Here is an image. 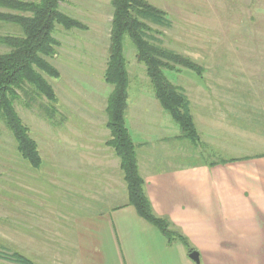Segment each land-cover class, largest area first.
<instances>
[{
  "label": "rangeland",
  "instance_id": "rangeland-1",
  "mask_svg": "<svg viewBox=\"0 0 264 264\" xmlns=\"http://www.w3.org/2000/svg\"><path fill=\"white\" fill-rule=\"evenodd\" d=\"M148 1L165 12L168 23L147 20L154 30L151 35L160 40L156 42L190 56L205 68L202 77L183 66H178L180 71L165 70L189 96L201 141L188 137L155 141L153 130L180 127L161 107L127 37V126L139 147L138 156L142 146H156L158 159L153 168L163 169L174 163L194 164L264 152V0ZM60 8L82 20L88 29L67 30L57 25V55L49 58L61 72L60 78L50 79L59 96L55 110L31 87L20 91L15 100L31 136L39 144L43 156L40 167L31 166L20 156L14 136L1 122L0 249L9 253L21 252V246L26 247L24 239L36 247L41 242L57 245L74 241L87 233L88 225L97 223L96 213L101 208L106 210V203L113 206L128 196L120 159L112 148L108 149L113 161L105 160L96 168L76 166L102 158L101 141L109 137L106 106L112 85L103 80V72L109 56L111 0H64ZM17 33L16 26L0 22V35ZM8 50L0 43V52ZM163 145L172 147L170 151L178 159H165L159 147ZM58 148L64 149V154H55ZM67 148H74V168L63 166ZM93 189L102 195L93 199ZM112 193L120 196L108 200ZM37 206L44 210L43 226L36 225L41 220ZM54 220L61 231L49 227V221ZM61 250L67 255L70 250L72 255L76 251L83 258L82 248L65 246ZM26 256L33 259L31 254ZM4 263L0 258V264Z\"/></svg>",
  "mask_w": 264,
  "mask_h": 264
},
{
  "label": "crops",
  "instance_id": "crops-1",
  "mask_svg": "<svg viewBox=\"0 0 264 264\" xmlns=\"http://www.w3.org/2000/svg\"><path fill=\"white\" fill-rule=\"evenodd\" d=\"M151 135L157 136L155 141L160 143L168 141V137L184 138L181 129L153 130ZM105 141L106 138L101 141L102 158L76 166L96 168L105 160L113 161ZM142 147L138 164L155 212L168 218L187 237L192 248L199 252L201 264H264V152L236 156L213 166L204 161L154 169L153 163L158 159L156 146ZM159 147L168 161L178 159L170 151L172 147ZM138 148L137 145V151ZM61 151L64 154L61 148L54 153ZM67 151L63 166L74 168V148ZM55 154L54 161L58 163ZM99 195L102 193L92 190L93 199ZM118 196L112 193L107 199L116 200ZM106 204V210L101 208L96 213L97 223L88 225L87 233L74 241L57 245L41 242L36 247L24 239L26 247L21 246L20 253L29 262L18 264H197L184 243L179 240L170 243L158 227L128 204V196L124 195L113 206ZM37 210L41 220L36 225L43 226L44 210L39 206ZM49 223L52 230L61 231L57 220ZM65 246L82 248L83 258L76 251L72 255V250L67 255V251L61 250ZM24 253L31 254L33 259ZM3 260L4 264L14 262Z\"/></svg>",
  "mask_w": 264,
  "mask_h": 264
},
{
  "label": "trees",
  "instance_id": "trees-1",
  "mask_svg": "<svg viewBox=\"0 0 264 264\" xmlns=\"http://www.w3.org/2000/svg\"><path fill=\"white\" fill-rule=\"evenodd\" d=\"M64 0H0V22L19 29L17 34L0 35V43L9 47L0 52V132L1 122L11 131L20 156L33 167H40L43 156L39 144L30 134L15 106L20 91L33 88L37 95L47 99L52 110L59 96L51 78H60V70L49 60L57 55L59 41L54 36L57 25L67 30H86L88 25L60 8ZM113 17L110 30L109 56L103 72V80L112 85L107 99L106 126L109 137L105 145L112 148L120 159V168L127 186L128 204L138 214L160 229L172 243L181 241L189 251L195 250L187 237L166 217L159 216L146 192V181L140 173L137 144L127 126L128 89L130 72L126 56L125 39L132 41L137 60L143 64L151 80L153 90L161 107L178 123L182 135L190 140L201 141V133L191 108V100L183 87L175 84L165 70L180 71L183 66L200 77L204 66L190 56L167 48L154 35L148 19L168 24L165 12L148 0H111ZM21 12V13H20ZM155 40V41H154ZM230 159L210 160L209 165L226 163ZM0 258L17 263H28L20 252L0 249Z\"/></svg>",
  "mask_w": 264,
  "mask_h": 264
},
{
  "label": "water",
  "instance_id": "water-1",
  "mask_svg": "<svg viewBox=\"0 0 264 264\" xmlns=\"http://www.w3.org/2000/svg\"><path fill=\"white\" fill-rule=\"evenodd\" d=\"M189 255L197 264H201L200 255L197 250L191 251Z\"/></svg>",
  "mask_w": 264,
  "mask_h": 264
}]
</instances>
